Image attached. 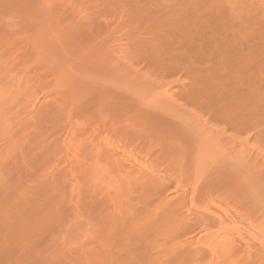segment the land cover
<instances>
[{
	"label": "rangeland",
	"instance_id": "rangeland-1",
	"mask_svg": "<svg viewBox=\"0 0 264 264\" xmlns=\"http://www.w3.org/2000/svg\"><path fill=\"white\" fill-rule=\"evenodd\" d=\"M263 8L264 0H0V264H179L172 247L182 234L152 227L161 218L145 190L88 155L80 166L79 154L63 153L74 120L185 181L193 215L224 207L264 236ZM28 87L49 114L23 112ZM52 179L61 192L53 200ZM192 251L182 263H212Z\"/></svg>",
	"mask_w": 264,
	"mask_h": 264
},
{
	"label": "bare ground",
	"instance_id": "bare-ground-1",
	"mask_svg": "<svg viewBox=\"0 0 264 264\" xmlns=\"http://www.w3.org/2000/svg\"><path fill=\"white\" fill-rule=\"evenodd\" d=\"M71 1V0H70ZM100 1V0H99ZM49 3V2H48ZM61 4V3H60ZM50 7V6H49ZM264 9V8H263ZM97 14V13H96ZM264 15V14H263ZM94 16V15H93ZM92 17V15H91ZM104 33V32H103ZM260 34L261 32H255ZM112 34V33H111ZM145 41V40H144ZM147 42V40H146ZM144 43V42H143ZM142 43V44H143ZM148 43V42H147ZM141 44V43H140ZM146 44V43H145ZM149 45V44H148ZM110 46V45H109ZM143 46V45H142ZM140 47V46H139ZM153 47V45H152ZM158 47V46H157ZM146 48V47H145ZM155 48V47H154ZM143 50V49H142ZM140 51V50H139ZM146 51V50H145ZM156 51V50H155ZM139 54V53H138ZM137 54V55H138ZM155 54V53H153ZM134 55V54H133ZM124 65V64H123ZM163 66V65H162ZM194 86H196L194 84ZM172 87V86H171ZM192 87V86H191ZM190 87V88H191ZM210 87V86H209ZM196 88V87H195ZM18 89H21V86H18ZM194 89V88H193ZM211 89V88H210ZM192 90V88H191ZM173 88H169L164 90V94L166 95H170L171 97L176 94L174 93ZM198 91V90H197ZM24 94H27V96L22 100V107H23V112L28 116V117H32V118H37V117H41L44 115L49 114V112L51 110H49L48 106H46V100L41 101L40 98L32 96L31 94V88L28 87L25 89V91H23ZM157 92V91H156ZM159 92V91H158ZM194 92V91H193ZM192 92V93H193ZM161 93V92H160ZM159 93V94H160ZM200 93V92H199ZM204 93V92H203ZM164 95V96H165ZM195 95V93H194ZM198 95V94H197ZM199 96V95H198ZM190 97H193L190 96ZM200 97V96H199ZM196 98H198L196 96ZM193 98V99H196ZM163 99V98H162ZM202 99V98H201ZM198 100V99H196ZM192 101V100H191ZM224 108V107H223ZM222 109V108H220ZM224 110V109H223ZM226 110V109H225ZM225 110L223 112H225ZM218 111L221 110L218 109ZM22 113V112H21ZM222 114V113H221ZM221 114H218L219 117H225ZM221 115V116H220ZM226 115V114H225ZM26 117V116H25ZM17 119V118H16ZM38 119V118H37ZM34 121V119H32ZM252 120V119H251ZM247 122V121H246ZM247 124H249L247 122ZM253 124V123H252ZM245 125V124H244ZM248 126V125H247ZM249 127V126H248ZM260 134V133H259ZM237 141V140H236ZM241 143V142H240ZM239 143V144H240ZM247 143V142H246ZM245 143V144H246ZM63 144V145H62ZM61 144V148L63 147V153L66 152L67 154H79L78 157L80 156L82 158V160L76 158V161L79 162L78 164L82 162H84V164L89 161H86V158L89 156V158L91 159L90 161L93 162V164H96L95 167H100L102 169H104V167L106 166V170L109 171V169L111 168V174H113V172L115 173L113 177H115V175L117 176V173L120 175L118 176L122 178V180H126L128 181L131 185L140 188L141 190H145L149 196H150V201L151 199L153 200L152 204H154V211L151 210V212H154V216H159L161 218V224L158 223L159 226L155 227L152 226L154 228H159V230H163V232L165 230H177L176 233H180V235L182 234V239L178 238L177 234H172V232L168 231L167 233H171V235H174L178 238H176L177 241L174 240V237H172V241L174 240L173 243V256H175L176 261H179V264L182 263L181 261L185 260L187 261L188 255H190V252L194 249V247L196 249L194 250H203L204 252H206L207 254H209L208 256L211 258L212 263L214 264L215 260L216 263L215 264H264V236L261 235V233L259 231H255L254 228H246L244 225H242V223L238 220L237 216L233 215L231 212H229L228 210H226L224 207H221L219 210V214L220 215H214L211 216L209 215L207 212H200L196 215H193V193L190 195L189 191L187 190V185L185 183V181L177 180L176 183L174 184L172 182L171 179L166 178L165 176L161 175L160 172H158L156 169L152 168L149 165H146L143 160L136 154H132L130 151H128V149L120 142V141H114L111 136L106 133L103 132L101 130H99V128H94L93 126H90L86 121L84 120H74L71 123V126L66 134V136L63 138V143ZM235 144V143H234ZM238 144V146H239ZM248 144V143H247ZM246 144V145H247ZM237 145V144H236ZM245 145V146H246ZM264 145V144H263ZM248 147V145H247ZM62 148V149H63ZM242 150L244 151L245 149H243V147H241ZM240 148V149H241ZM245 148V147H244ZM258 149V148H257ZM241 150V151H242ZM252 150V149H251ZM239 151V150H238ZM255 152V151H254ZM258 152V151H256ZM255 152V153H256ZM245 153V152H244ZM249 153V152H248ZM66 154V155H67ZM88 155L86 158L85 156H81V155ZM253 154V153H252ZM65 155V154H64ZM261 156V155H260ZM68 157V156H67ZM70 157V156H69ZM68 157V158H69ZM72 157V155H71ZM70 157V158H71ZM76 157V156H75ZM72 157V158H75ZM79 157V158H80ZM84 157V159H83ZM72 158L70 159V165L72 163ZM72 160V161H71ZM86 161V162H85ZM75 162V161H73ZM90 162V163H91ZM73 164V163H72ZM76 164V163H75ZM74 164V165H75ZM83 163L80 164V166ZM92 164V163H91ZM92 164V165H93ZM73 165V167H74ZM91 165V167H93ZM99 165V166H98ZM76 166V165H75ZM69 166H65V168ZM88 166H86L87 168ZM109 167V168H108ZM71 168V167H70ZM85 169V168H84ZM90 170V166L88 168ZM87 169V170H88ZM97 169V168H96ZM70 170V171H69ZM67 171L71 172L72 169H69ZM86 170V169H85ZM86 170V172H87ZM77 170H75L74 172H76ZM91 171V170H90ZM96 171V170H95ZM101 170H99L100 172ZM67 172V174L69 173ZM73 172V174H74ZM84 172V171H83ZM72 173V172H71ZM93 172H89L87 174L92 175ZM101 173V172H100ZM106 173V172H105ZM64 174V173H63ZM82 174V173H80ZM79 174V175H80ZM86 174V175H87ZM71 176H73V178L75 177L74 175L70 174ZM78 175V176H79ZM99 175V174H98ZM102 175V173L100 174ZM105 175V174H104ZM109 175V174H108ZM62 175H60L61 177ZM85 176V175H84ZM110 176V175H109ZM63 177V176H62ZM97 177V176H96ZM108 176H106L107 178ZM112 177V175H111ZM72 178V179H73ZM103 178V176L101 177ZM120 178V180H121ZM60 179V178H59ZM75 179V178H74ZM73 179V180H74ZM79 179V178H78ZM86 179V178H85ZM93 179V178H92ZM112 179V178H111ZM110 179V180H111ZM50 180V184L46 187H49V190H46L47 188H43V190H46L48 192H50L51 196L54 195L55 191H57L58 187L56 185H58L57 183H55L57 180H55V182H53ZM62 180V179H60ZM66 180V179H65ZM82 180V179H81ZM98 180V179H97ZM100 180V178H99ZM108 180V179H106ZM105 180V182H106ZM116 180V179H115ZM123 180V181H124ZM67 181V180H66ZM69 182L71 181V179L68 180ZM75 181V180H74ZM94 181V180H93ZM92 181V182H93ZM104 181V180H103ZM112 181V180H111ZM52 182V183H51ZM59 182V181H58ZM67 182V183H69ZM77 182V180H76ZM80 182V181H79ZM109 182V181H108ZM175 182V181H174ZM54 183V185H53ZM84 182H82L83 185ZM127 183V182H125ZM48 184V183H47ZM65 184V183H63ZM71 184V183H70ZM73 184V183H72ZM76 184V183H75ZM87 184V183H86ZM91 184V182L89 183ZM95 184V183H94ZM107 184V183H106ZM113 184V183H112ZM116 184V183H115ZM119 185V183H117ZM60 185V184H59ZM80 185V183L78 184ZM88 185V184H87ZM72 186V185H71ZM85 188V184L83 185ZM92 186V184H91ZM116 186V185H115ZM126 186V185H125ZM66 187V186H65ZM78 187V186H77ZM81 186H79L80 188ZM124 187V186H123ZM127 187V186H126ZM174 187V191H172L170 193V190ZM52 190H51V189ZM55 188V189H54ZM68 188V186L66 187ZM83 188V187H82ZM83 190H86L84 189ZM103 188V187H102ZM113 187H110V189ZM121 188V187H120ZM119 188V190H120ZM62 189V188H61ZM70 189V188H69ZM75 189V187H74ZM97 189V188H96ZM104 189V188H103ZM126 189V188H125ZM42 190V192H44ZM59 193L60 192V189ZM106 190V189H105ZM139 190V189H138ZM35 192V191H34ZM41 192V194H42ZM48 192H45L46 194ZM68 192V191H67ZM66 192V193H67ZM79 192V191H78ZM82 191H80L81 193ZM85 192V191H84ZM89 192L88 190H86L85 195H87ZM103 192V191H102ZM114 192V191H113ZM65 192H63L64 195ZM69 193V192H68ZM66 195H69V194ZM79 193V194H80ZM83 193V192H82ZM49 193L47 195H50ZM74 194L77 195V193L74 192ZM78 194V195H79ZM91 194V193H90ZM88 194V195H90ZM142 194V193H141ZM144 194H146L144 192ZM143 194V195H144ZM73 195V194H72ZM71 195V196H72ZM36 196V194H35ZM34 196V198H36ZM37 196L40 197V194ZM46 196V195H45ZM62 196V195H61ZM75 197V195H73ZM117 196V195H116ZM141 196V195H140ZM145 196V195H144ZM147 196V194H146ZM145 196V197H146ZM65 197V196H64ZM148 197V196H147ZM191 197V198H190ZM33 198V196L31 197ZM30 198V199H31ZM44 198V197H43ZM40 198V199H43ZM53 200V196L51 197ZM69 198V196H68ZM67 198V199H68ZM72 198V197H71ZM85 199L84 195L83 197H81L80 195V199ZM101 198V197H100ZM194 198V197H193ZM38 197L34 200L31 201L36 203ZM38 199V200H40ZM73 199V198H72ZM78 199V198H77ZM19 200V199H18ZM47 200V199H46ZM57 200V199H55ZM64 200V199H63ZM62 200V201H63ZM69 200V199H68ZM89 200V199H88ZM87 200V196H86V201ZM29 201V199H28ZM29 201V202H31ZM41 201V200H40ZM40 201L38 203H36L37 205L41 204ZM45 201V200H42ZM41 201V202H42ZM50 201V200H49ZM59 201V200H57ZM61 201V202H62ZM80 201V200H79ZM85 202V200H82ZM90 201V200H89ZM149 201V202H150ZM31 202V203H32ZM60 202V201H59ZM60 202V203H61ZM65 202V201H64ZM100 202V201H99ZM19 203V202H18ZM17 203V204H18ZM47 203V202H46ZM50 203V202H49ZM63 203V202H62ZM61 203V204H62ZM67 203V202H66ZM83 203V202H82ZM90 203V202H89ZM125 203V202H124ZM45 204V202L43 203ZM52 204V203H51ZM68 204V203H67ZM21 205V203H20ZM27 205V204H26ZM32 205V204H30ZM144 205V204H143ZM147 205V204H146ZM145 205V207H146ZM149 205V204H148ZM151 205V204H150ZM82 206V204H81ZM34 207V205H33ZM41 207H43V205L41 204ZM59 207H61V205H59ZM84 207V205H83ZM88 207H90V205H88ZM215 207V205H214ZM213 207V208H214ZM217 207V205H216ZM220 207V205H219ZM15 209V207H13ZM47 208V207H45ZM63 208V207H61ZM86 208V207H85ZM149 208V207H148ZM22 209V208H21ZM130 209V208H129ZM199 209V208H197ZM219 208H217L218 210ZM29 210V209H28ZM44 209H42L43 211ZM46 210V209H45ZM53 210V209H52ZM87 210V209H86ZM145 210V209H144ZM207 210V209H206ZM20 211V209H19ZM132 211V209H131ZM29 212V211H28ZM52 212V211H51ZM135 212V211H134ZM137 212V211H136ZM149 212V211H147ZM218 212V211H217ZM7 213V212H6ZM20 212H18V215L21 216L19 214ZM46 213V212H45ZM50 213V212H48ZM140 214V213H139ZM143 214V213H142ZM153 214V213H152ZM27 215V214H26ZM44 215V213H43ZM48 215V214H45ZM51 215V214H50ZM49 215V216H50ZM19 216L17 218H19ZM29 216V215H28ZM26 216V217H28ZM52 216V215H51ZM50 216V217H51ZM89 216V214H88ZM144 216V215H143ZM150 216V217H148ZM23 217V216H22ZM18 219L17 221L20 222V227L22 224V221H19L23 218ZM34 217V216H33ZM68 217V216H67ZM147 218V220L151 221L152 217L151 215H146L145 216ZM16 218L15 216L13 217V219ZM47 218V217H46ZM144 218V217H143ZM151 218V220H150ZM156 218V217H155ZM29 219V218H28ZM27 218H25V222L26 220H28ZM32 219V218H31ZM38 219V218H37ZM68 219V218H67ZM159 219V218H158ZM33 220V219H32ZM40 220V219H39ZM145 220V219H143ZM8 221V220H7ZM15 221V220H14ZM29 221V220H28ZM36 221V220H35ZM63 221V220H61ZM32 222V221H31ZM30 222V223H31ZM148 222V221H147ZM159 222V220H158ZM16 223V226H19V224L17 225V222H13V224ZM24 223V222H23ZM150 223V222H148ZM156 223H157V218H156ZM27 224V223H26ZM29 224V222H28ZM33 224V223H32ZM153 224V223H152ZM211 224V226L213 227H209ZM25 225V224H24ZM35 225V224H34ZM37 225V224H36ZM35 225V226H36ZM39 225V224H38ZM201 225H205V229L204 232H202L201 234H203V236H199L201 238H197L195 236H193L192 238L187 237V233L191 230H193L194 228L196 229V227L200 228ZM3 226V225H2ZM2 226L0 228H2ZM6 226V225H5ZM70 226V225H69ZM90 227V225H88ZM19 228V227H18ZM174 228V229H173ZM211 228V229H210ZM31 230V228H29ZM165 229V230H164ZM24 230V227H23ZM23 230L21 231L22 234L24 233ZM10 231L13 232V230L10 229ZM20 231V230H19ZM18 231V232H19ZM39 231V230H38ZM84 231V230H83ZM195 231V230H194ZM28 232V231H27ZM33 233V231H31ZM151 232V231H150ZM166 232V231H165ZM189 232V233H190ZM3 233V232H2ZM37 233V232H36ZM19 234V233H18ZM31 234V233H30ZM34 234V233H33ZM93 234V233H92ZM162 234V233H161ZM160 234V235H161ZM166 234V233H164ZM192 234V232H191ZM21 235V234H20ZM29 235V234H28ZM88 235V234H86ZM167 235V234H166ZM170 235V236H171ZM200 235V234H199ZM5 236V235H4ZM169 236V234H168ZM2 237V236H1ZM0 237V238H1ZM21 237H24L21 235ZM20 237V238H21ZM187 237V238H186ZM196 239H195V238ZM170 238V237H169ZM5 239V237H4ZM10 239V238H9ZM72 240V239H71ZM8 241V240H7ZM21 241V240H20ZM84 241V240H83ZM164 241V240H163ZM171 241V242H172ZM2 242V241H1ZM85 242V241H84ZM161 243V242H160ZM12 244V243H11ZM13 245V244H12ZM71 245V244H70ZM195 245V246H194ZM197 246V247H196ZM164 247V246H163ZM192 251L195 252V251ZM99 252V251H98ZM101 252V251H100ZM99 252V254H100ZM110 252V251H109ZM202 251H199L198 253L200 254ZM92 253V252H89ZM88 253V254H89ZM94 253V252H93ZM102 253V252H101ZM197 253V256L199 255ZM105 254V253H104ZM108 255V253H106ZM101 255V254H100ZM172 255V254H171ZM93 256L96 257V254H94ZM99 256V255H97ZM102 256V255H101ZM104 256V255H103ZM102 256V257H103ZM77 257V256H76ZM100 257V256H99ZM105 257V256H104ZM103 257V258H104ZM191 256H189L190 258ZM200 257V256H198ZM73 258V257H72ZM75 258V257H74ZM83 257L79 258L80 260ZM113 258V256H112ZM188 258V259H189ZM96 259V258H95ZM99 259V258H98ZM85 260V259H84ZM101 260V259H99ZM105 260H107V258H105ZM118 260V259H117ZM173 260V259H172ZM210 260V259H209ZM82 261V260H81ZM72 262V261H71ZM85 262V261H83ZM88 262V261H87ZM99 262V261H98ZM106 262V261H105ZM131 262V261H130ZM86 263V262H85ZM102 263V260H101ZM112 264V262H109V264ZM178 263V262H177ZM81 264V262H80ZM104 264V262H103ZM108 264V263H107ZM184 264V263H182Z\"/></svg>",
	"mask_w": 264,
	"mask_h": 264
}]
</instances>
